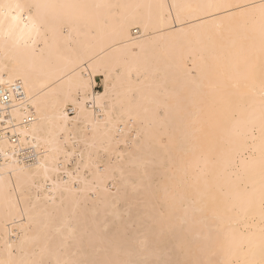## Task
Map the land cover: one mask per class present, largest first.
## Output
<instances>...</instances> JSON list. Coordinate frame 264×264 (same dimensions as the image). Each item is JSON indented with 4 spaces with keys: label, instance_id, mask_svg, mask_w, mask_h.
Returning <instances> with one entry per match:
<instances>
[{
    "label": "bare ground",
    "instance_id": "bare-ground-1",
    "mask_svg": "<svg viewBox=\"0 0 264 264\" xmlns=\"http://www.w3.org/2000/svg\"><path fill=\"white\" fill-rule=\"evenodd\" d=\"M33 2L88 7L49 10L72 12L79 19L63 35L49 30L47 43L42 37L33 44L19 34L7 42L0 38V94L10 98L0 99V258L6 240L19 245L44 231L43 216L31 231L27 216L21 222L13 208L21 193L32 198L37 213L46 208L58 225L71 221L77 226L75 237L56 253L61 259L97 258L88 244L105 220L110 233H119L115 245L136 249L122 259L168 258V247L191 240L199 228L194 221L222 214L226 206L237 207L239 214L232 218L239 221L238 233L258 234L264 188V51L258 28L253 30L235 6L259 0ZM216 4L233 7H207ZM98 75L103 84L108 81L111 112L94 105L92 89L87 98L83 89L77 91L89 78L95 88ZM85 99L87 119L78 127L97 126L96 146L86 149L77 143L68 165L72 171L80 164L77 179L83 183L76 187L83 191H64L60 182L56 192L42 190L36 201L32 182L43 183L37 165L49 147L44 139L55 131L62 109L73 120ZM106 132L115 137L108 152L99 143ZM87 135L92 143V133ZM117 142L126 153L121 164L103 174L85 167L89 152L95 159L98 149L99 163L106 167ZM72 150L69 142L67 151ZM18 177L21 186L14 194L6 191L4 185L11 189ZM117 202L119 219L111 215ZM24 203L20 200L17 208ZM241 205L251 207L247 217ZM85 212L87 229L78 223ZM142 241L146 250L140 248Z\"/></svg>",
    "mask_w": 264,
    "mask_h": 264
},
{
    "label": "snow or ice",
    "instance_id": "snow-or-ice-1",
    "mask_svg": "<svg viewBox=\"0 0 264 264\" xmlns=\"http://www.w3.org/2000/svg\"><path fill=\"white\" fill-rule=\"evenodd\" d=\"M86 5H53V4H38L33 0H4L0 2V38L5 42L12 40L19 34L21 37L27 35L33 44L39 42L43 37L44 42L47 43V34L51 30L54 34L59 33L63 35L65 31H70L75 23H77L79 16L75 13H53L51 9H83ZM163 9L165 5H158ZM172 7H179L173 5ZM209 8H231L232 5H208ZM241 8L240 16L244 17L247 22L251 23L253 30H257L261 41V48L264 51V0H259L258 3L249 5H236ZM163 19V17H161ZM180 15L177 14L176 20L179 21ZM98 87H92L91 78L82 83L77 91L83 89L85 98L90 94L89 89L94 93L92 96L95 106L101 108H109L108 104V81L105 79L103 84V94H98ZM261 87L264 88V79L261 80ZM79 111L73 120H69L68 114L63 109L61 110L60 118L56 124L55 131H49L48 136L44 139L47 147L43 153L44 158L37 165L39 173L42 175L43 183H39L33 179L32 186L37 189L35 200H40V191L56 192L58 184L63 182L64 191L79 193L83 189L76 187L79 181L77 177L80 174V164L72 171H68L69 161L75 155V146L80 143L86 149H91L96 146L97 142V126L92 124H85L83 129L78 127V124L83 119H87V99L79 105ZM114 110V106L109 108V112ZM107 116L108 113H105ZM108 121L105 120V125ZM92 133V143H89L88 133ZM74 137H76L74 139ZM115 137H111L106 132L100 138L99 143L104 145L102 149L105 152L111 150V144ZM69 142L73 145L72 152L67 151ZM100 150L95 153L89 152V162L85 167L93 166L97 173H106L113 164H121L124 160L125 152L119 150L117 147L112 151L113 158L108 160L107 166L103 167L99 163ZM261 153L264 157V112L261 116ZM131 155L129 151L127 153ZM63 155L64 160L60 159ZM84 152H80V158L83 159ZM62 173V175H61ZM12 172L9 171V181L11 183ZM68 179L64 180L63 177ZM51 181V187H49ZM8 183L4 185L6 191H11L13 194L19 188V177L11 189L8 188ZM106 190L107 185H106ZM32 198L21 196L17 198L16 208L20 214L21 222H25L27 216L26 228L31 231L34 222H39V217H45L44 231L31 241H22L19 245H14L5 241L4 256L0 258V264H264V188L261 189V211H260V229L259 233H238L235 225L239 221L232 217L239 214L237 207L224 208L222 214H214L210 219L194 221L198 224V230L193 234L190 241L187 243L173 244L167 249L166 259H122V256H132L135 248H126L115 245L113 241L117 238L119 233H110V224L105 220L103 227L99 229L98 234H94L93 239L89 241L88 246L94 249L97 258L88 259H61L56 253L67 247L70 240L75 237L77 226L71 221L63 224H57V218L48 210L42 209L39 213L36 212L37 205L30 203ZM51 202H55L54 197H48ZM20 200H24V207L17 208ZM126 202V198L125 201ZM118 204L112 205L115 209L111 215L117 219L120 217ZM240 211L247 217L251 213V207H243L241 205ZM97 212L94 210L92 216H96ZM79 224L87 229V213H81ZM247 229H251L252 225H245ZM258 236V243L255 238ZM146 242H140L142 250L147 249ZM80 250V249H78ZM243 256V259L240 257Z\"/></svg>",
    "mask_w": 264,
    "mask_h": 264
},
{
    "label": "rangeland",
    "instance_id": "rangeland-1",
    "mask_svg": "<svg viewBox=\"0 0 264 264\" xmlns=\"http://www.w3.org/2000/svg\"><path fill=\"white\" fill-rule=\"evenodd\" d=\"M136 29V28H135ZM136 30H138V28L136 29ZM134 31V30H133ZM137 33H133V35H136ZM97 86H99L98 87V91H101L102 90V88H103V77L102 76H100V75H98L97 77H96V85H95V88H97ZM70 115H72L73 113H69Z\"/></svg>",
    "mask_w": 264,
    "mask_h": 264
},
{
    "label": "built area",
    "instance_id": "built-area-1",
    "mask_svg": "<svg viewBox=\"0 0 264 264\" xmlns=\"http://www.w3.org/2000/svg\"><path fill=\"white\" fill-rule=\"evenodd\" d=\"M17 94H18L19 96H21V94H20L19 92H17ZM0 99H1V101H3V102H9V101H10L9 95L6 94V93H4V92H1V94H0Z\"/></svg>",
    "mask_w": 264,
    "mask_h": 264
}]
</instances>
